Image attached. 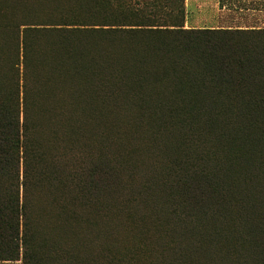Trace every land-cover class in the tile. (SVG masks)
I'll return each instance as SVG.
<instances>
[{
	"label": "trees",
	"instance_id": "trees-1",
	"mask_svg": "<svg viewBox=\"0 0 264 264\" xmlns=\"http://www.w3.org/2000/svg\"><path fill=\"white\" fill-rule=\"evenodd\" d=\"M185 16L0 0L1 262L264 264V27Z\"/></svg>",
	"mask_w": 264,
	"mask_h": 264
},
{
	"label": "rangeland",
	"instance_id": "rangeland-1",
	"mask_svg": "<svg viewBox=\"0 0 264 264\" xmlns=\"http://www.w3.org/2000/svg\"><path fill=\"white\" fill-rule=\"evenodd\" d=\"M249 1V0H246ZM186 0H184V5H185V11H186V16H185V27L186 25H188L189 27H195V28H199V27H203V26H213V27H217V26H236V25H240V26H251L253 28H262L264 27V9H258V8H254L253 6L251 7L250 3H244L245 5H250L246 10H244L242 13L244 14H227L226 11L224 10L222 13L217 11V8H213L214 9V14H211L213 19H215V21L212 22H208L203 20V21H197L194 18L191 17V15H193V13H191L190 11L187 12V7H186ZM216 9V10H215ZM198 12L200 11H205V7H197ZM205 13V12H203ZM241 13V12H240ZM202 14V13H201ZM217 15V17H216ZM207 15H205L206 17ZM0 264H21V260L18 261H11V262H1Z\"/></svg>",
	"mask_w": 264,
	"mask_h": 264
},
{
	"label": "crops",
	"instance_id": "crops-1",
	"mask_svg": "<svg viewBox=\"0 0 264 264\" xmlns=\"http://www.w3.org/2000/svg\"><path fill=\"white\" fill-rule=\"evenodd\" d=\"M244 3H250L251 7L253 6L255 9H264V0H186V7L187 12H191L193 13V15H191V17L194 18L197 21H208V22H212L215 21V19H213L211 14H214V9L213 8H217L218 12H223L224 10L226 11V13L229 14H244L242 13L244 10H246L249 6L245 5ZM197 7L201 8V7H205V11H200L198 12ZM246 8V9H245ZM216 10V9H215ZM205 12V13H203ZM241 12V13H240ZM202 13V14H201ZM205 15H207L205 17ZM217 17V15H216ZM205 21V22H206ZM186 27H189L188 25H186ZM204 27H208V28H253L251 26H240V25H236V26H217V27H213V26H203V27H199V28H204ZM195 28V27H194Z\"/></svg>",
	"mask_w": 264,
	"mask_h": 264
},
{
	"label": "bare ground",
	"instance_id": "bare-ground-1",
	"mask_svg": "<svg viewBox=\"0 0 264 264\" xmlns=\"http://www.w3.org/2000/svg\"><path fill=\"white\" fill-rule=\"evenodd\" d=\"M127 57V56H126ZM119 58V57H118ZM134 58V57H133ZM150 58V57H149ZM107 59V58H106ZM111 59V58H110ZM155 59V58H154ZM108 61V60H107ZM113 61V60H112ZM152 61V60H151ZM114 62V61H113ZM122 62V61H121ZM120 62V63H121ZM157 62V61H156ZM109 63V62H108ZM131 64V63H130ZM155 64V63H154ZM54 65V64H53ZM122 65V64H121ZM150 65V64H149ZM51 66V65H50ZM126 66V65H125ZM118 67V66H117ZM115 68V67H114ZM126 68H128V67H126ZM178 68V67H177ZM111 69V68H110ZM120 69V68H119ZM118 69V70H119ZM183 69V68H182ZM52 70V69H51ZM177 70V69H176ZM175 70V71H176ZM54 71V70H53ZM124 71V70H123ZM152 71V70H151ZM157 72V71H156ZM120 73V72H119ZM149 73H150V71H149ZM154 73V72H153ZM185 73V72H184ZM196 73V72H195ZM50 74V73H49ZM48 74V75H49ZM52 74V73H51ZM50 74V75H51ZM58 74V73H57ZM54 75V74H53ZM148 75V74H147ZM93 76V75H92ZM113 76V75H112ZM119 76V75H118ZM152 76V75H151ZM157 77H158V75H156ZM165 76V75H164ZM186 76H188V75H186ZM49 77V76H48ZM61 77V76H60ZM157 77H156V79H157ZM51 79V78H50ZM92 79V78H91ZM165 79V78H164ZM171 79V78H170ZM194 79V78H193ZM53 79H51L50 81H52ZM59 80V79H58ZM104 80V79H103ZM120 80V79H119ZM124 80V79H123ZM154 80V79H153ZM172 80V79H171ZM50 81H47V82H50ZM167 81H169V80H167ZM200 81V80H199ZM46 82V83H47ZM110 82V81H109ZM140 82V81H139ZM177 82V81H176ZM57 83V82H56ZM117 83V82H116ZM153 83V82H152ZM59 84V83H58ZM91 84H92V81H91ZM158 84V83H157ZM47 85V84H46ZM50 85V84H49ZM51 85H54L53 83H51ZM57 85V84H56ZM134 85V84H133ZM137 85V84H136ZM165 85V84H164ZM168 85V84H167ZM166 85V86H167ZM177 85V84H176ZM48 86V85H47ZM58 86H60V88H61V85L59 84ZM67 86V85H66ZM132 86V85H131ZM197 86V85H196ZM55 87V86H54ZM63 87V86H62ZM65 87V86H64ZM68 87V86H67ZM169 87V86H168ZM53 88V87H52ZM57 88V87H56ZM55 88V89H56ZM112 88V87H111ZM153 88V87H152ZM54 89V90H55ZM61 89H63V88H61ZM66 89V88H65ZM131 89V88H130ZM129 89V90H130ZM51 90V89H50ZM67 90V89H66ZM69 90V89H68ZM128 90V89H127ZM177 90V89H176ZM59 91V90H58ZM122 91V90H121ZM126 91V90H125ZM149 91V90H148ZM153 91H154V89H153ZM55 92V91H54ZM61 91H59V95L63 92V93H65L66 91H64V90H62V92L60 93ZM133 92V91H132ZM163 92H164V90H163ZM185 92V91H184ZM128 93V92H127ZM149 93V92H148ZM186 93V92H185ZM65 94H67V93H65ZM104 94V93H103ZM205 94V93H204ZM53 95V94H52ZM57 95V94H56ZM55 95V96H56ZM68 95H69V93H68ZM72 95V94H71ZM71 95H69V96H71ZM98 95V94H97ZM101 95V94H100ZM121 95V94H120ZM130 95V94H129ZM161 95V94H160ZM175 95V94H174ZM186 95V94H185ZM61 96V95H60ZM60 96H58L57 98H59ZM151 96H152V94H151ZM178 96V95H177ZM62 98H63V94H62V96H61ZM60 97V99L59 100H61L62 98ZM83 97V96H82ZM142 97V96H141ZM148 97V96H147ZM204 97V96H203ZM53 98V97H52ZM77 98V97H76ZM134 98V97H133ZM144 98V97H143ZM55 99V98H54ZM69 99V98H68ZM71 99H72V97H71ZM155 99V98H154ZM174 99V98H173ZM176 99V98H175ZM63 100H64V98H63ZM79 100V99H78ZM88 100H90V99H88ZM145 100V99H144ZM52 101V100H51ZM56 102H57V100H55ZM54 101V103H56ZM65 101H68L67 99L65 100ZM75 101V100H74ZM92 101V100H91ZM126 101H127V99H126ZM126 101H125V103H126ZM136 101V100H135ZM150 101V100H149ZM207 101V100H206ZM61 102H62V100H61ZM60 101H59V103H61ZM64 102V101H63ZM72 102V101H71ZM95 102V101H94ZM110 102V101H109ZM148 102V101H147ZM184 102V101H183ZM203 102V101H202ZM70 103V102H69ZM75 103V102H74ZM82 103V102H81ZM102 103V102H101ZM100 103V104H101ZM118 103V102H117ZM138 103V102H137ZM57 104V103H56ZM56 104H55V106H56ZM65 104V103H64ZM83 104V103H82ZM104 104V103H103ZM113 104V103H112ZM134 104V103H133ZM54 105V104H53ZM58 105V104H57ZM80 105V104H79ZM78 105V106H79ZM158 105V104H157ZM176 105V104H175ZM184 105V104H183ZM186 105V104H185ZM61 106V104L59 105V107ZM65 106V105H64ZM71 106V105H70ZM111 106V105H110ZM132 106V105H131ZM130 106V107H131ZM148 106V105H147ZM166 106V105H165ZM61 107H63V106H61ZM86 107V106H85ZM115 107V106H114ZM124 107V106H123ZM162 107V106H161ZM202 107V106H201ZM57 108V107H56ZM55 108V109H56ZM119 108V107H118ZM217 108V107H216ZM103 109H105V108H103ZM107 109H109V108H107ZM126 109V108H125ZM156 109V108H155ZM60 111H61V109H59ZM63 110V109H62ZM69 110V109H68ZM115 110V109H114ZM123 110V109H122ZM150 110V109H149ZM161 111V110H160ZM53 112H55V111H53ZM58 112V111H57ZM102 112V111H101ZM116 112V111H115ZM59 113V112H58ZM85 113V112H84ZM88 113V112H87ZM93 113V112H92ZM113 113V112H112ZM114 114V113H113ZM56 115V114H55ZM64 115V114H63ZM127 115V114H126ZM129 115V114H128ZM99 116H102V115H99ZM112 116V115H111ZM125 116V115H124ZM146 116V115H145ZM212 116V115H211ZM73 117V116H72ZM107 117V116H106ZM129 117H130V115H129ZM136 117V116H135ZM149 117V116H148ZM64 118V117H63ZM66 118V117H65ZM69 118V117H68ZM67 118V119H68ZM131 118V117H130ZM182 118V117H181ZM102 119H104V118H102ZM220 119V118H219ZM55 120V119H54ZM138 121V120H137ZM218 121V120H217ZM58 122V121H57ZM103 122V121H102ZM112 122V121H111ZM121 122V121H120ZM135 122V121H134ZM184 122V121H183ZM86 123V122H85ZM119 123V122H118ZM105 124V123H104ZM114 124V123H113ZM117 124V123H116ZM123 124V123H122ZM133 124V123H132ZM135 124V123H134ZM178 124V123H177ZM108 125V124H107ZM125 125V124H124ZM130 125V124H129ZM136 125V124H135ZM92 126V125H91ZM183 126V125H182ZM181 126V127H182ZM188 126V125H187ZM93 127V126H92ZM102 127V126H101ZM133 127V126H132ZM55 128H57V127H55ZM117 128V127H116ZM122 128V127H121ZM140 128V127H139ZM129 129V128H128ZM134 129V128H133ZM149 129V128H148ZM159 129V128H158ZM179 130V129H178ZM60 131V130H59ZM97 131V130H96ZM107 131V130H106ZM118 131V130H117ZM58 132V131H57ZM126 132V131H125ZM172 132V131H171ZM101 133V132H100ZM119 133H120V131H119ZM90 134H91V132H90ZM111 134H113V133H111ZM130 134H131V132H130ZM132 134H133V131H132ZM166 134V133H165ZM170 134V133H169ZM177 134V133H176ZM181 134H182V132H181ZM195 134H196V132H195ZM108 135V134H107ZM118 135V134H117ZM123 135V134H122ZM135 135V134H134ZM186 135V134H185ZM188 136V135H187ZM205 136V135H204ZM113 137V136H112ZM123 137V136H122ZM137 137V136H136ZM140 137V136H139ZM191 137V136H190ZM158 138V137H157ZM195 138V137H194ZM114 139V138H113ZM116 139V138H115ZM122 139V138H121ZM133 139V138H132ZM139 139V138H138ZM172 139V138H171ZM181 139V138H180ZM60 140V139H59ZM130 140V139H129ZM186 140V139H185ZM201 140V139H200ZM79 141V140H78ZM100 141V140H99ZM107 141V140H106ZM115 141V140H114ZM124 141V140H123ZM156 141V140H155ZM168 141V140H167ZM153 142V141H152ZM178 142V141H177ZM176 142V143H177ZM104 143V142H103ZM118 143H119V141H118ZM132 143V142H131ZM107 144H109V143H107ZM129 144V143H128ZM157 144V143H156ZM106 145V144H105ZM116 145H117V143H116ZM115 145V146H116ZM123 145H124V143H123ZM120 147V146H119ZM147 147V146H146ZM175 147V146H174ZM125 149V148H124ZM154 149V148H153ZM114 151V150H113ZM119 151V150H118ZM126 151V150H125ZM142 151V150H141ZM176 151V150H175ZM180 151V150H179ZM182 153V152H181ZM135 154V153H134ZM188 154V153H187ZM205 154V153H204ZM122 155V154H121ZM145 155V154H144ZM191 157V156H190ZM119 158V157H118ZM187 158V157H186ZM154 159V158H153ZM130 160V159H129ZM127 163H129V162H127ZM136 164V163H135ZM145 164V163H144ZM205 164V163H204ZM143 165V164H142ZM126 166V165H125ZM129 168V167H128ZM136 168H134V170H135ZM131 171V170H130ZM133 171V170H132ZM127 172V171H126ZM128 175H129V173H128ZM136 175V174H135ZM134 175V176H135ZM159 175V174H158ZM136 177V176H135ZM119 180V179H118ZM126 181H127V179H126ZM134 181V180H133ZM122 182V181H121ZM130 182V181H129ZM140 182V181H139ZM120 184V183H119ZM131 184V183H130ZM135 185V184H134ZM152 185H154V184H152ZM132 187V186H131ZM133 188V187H132ZM122 189V188H121ZM148 191V190H147ZM120 192V191H119ZM132 192H133V190H132ZM123 193V192H122ZM120 194V193H119ZM115 195H116V193H115ZM142 195V194H141ZM135 198V197H134ZM124 201V200H123ZM147 202V201H146ZM122 203V202H121ZM145 203V202H144ZM128 204V203H127ZM130 204V203H129ZM134 205V204H133ZM138 207H140V206H138ZM156 207V206H155ZM135 209V208H134ZM111 212V211H110ZM109 221V220H108ZM99 222V221H98ZM109 223V222H108ZM91 224V223H90ZM89 224V225H90ZM62 225V224H61ZM76 225V224H75ZM111 225V224H110ZM116 225V224H115ZM192 225V224H191ZM73 226V225H72ZM83 226V225H82ZM104 226V225H103ZM182 226H183V224H182ZM69 227V226H68ZM98 227H99V225H98ZM97 227V228H98ZM95 229V228H94ZM185 229V228H184ZM81 230V229H80ZM79 230V231H80ZM104 230V229H103ZM109 230V229H108ZM175 230V229H174ZM155 231H157V230H155ZM173 231V230H172ZM190 231V230H189ZM178 232V231H177ZM66 233V232H65ZM70 233V232H69ZM105 233V232H104ZM107 233V232H106ZM105 233V234H106ZM183 233V232H182ZM68 234V233H67ZM168 234V233H167ZM100 235V234H99ZM88 236H89V234H88ZM199 236V235H198ZM165 237H167V236H165ZM194 237V236H193ZM79 238V237H78ZM98 239V238H97ZM78 240H80V239H78ZM158 240V239H157ZM161 240H163V239H161ZM194 240V239H193ZM69 241V240H68ZM96 241V240H95ZM165 241V240H164ZM67 242V241H66ZM92 242V241H91ZM194 242V241H193ZM81 243V242H80ZM159 243V242H158ZM181 243V242H180ZM85 244V243H84ZM88 244V243H87ZM219 244V243H218ZM156 245V244H155ZM214 245V244H213ZM212 245V246H213ZM78 246H79V244H78ZM88 246V245H87ZM213 248V247H212ZM211 248V249H212ZM201 249V248H200ZM223 252V251H222ZM215 253V252H214ZM57 255V254H56ZM78 257V256H77ZM208 257V256H207ZM89 259V258H88ZM87 260V259H86ZM228 260V259H227ZM212 262V261H211ZM215 262V261H214ZM217 262V261H216ZM72 264V263H71Z\"/></svg>",
	"mask_w": 264,
	"mask_h": 264
}]
</instances>
